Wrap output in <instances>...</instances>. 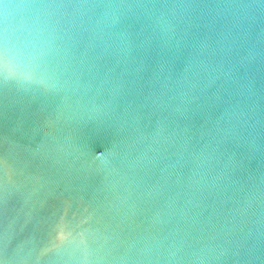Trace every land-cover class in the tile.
<instances>
[{
	"label": "water",
	"instance_id": "95a60500",
	"mask_svg": "<svg viewBox=\"0 0 264 264\" xmlns=\"http://www.w3.org/2000/svg\"><path fill=\"white\" fill-rule=\"evenodd\" d=\"M0 264H264V0H0Z\"/></svg>",
	"mask_w": 264,
	"mask_h": 264
}]
</instances>
